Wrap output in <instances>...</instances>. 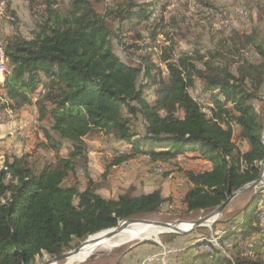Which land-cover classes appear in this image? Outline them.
Here are the masks:
<instances>
[{
    "label": "trees",
    "instance_id": "16d2710c",
    "mask_svg": "<svg viewBox=\"0 0 264 264\" xmlns=\"http://www.w3.org/2000/svg\"><path fill=\"white\" fill-rule=\"evenodd\" d=\"M45 1V15L30 36L15 32L5 38L11 72L0 87L7 107L34 104L39 119L49 120L41 127L42 144L53 156L43 158L41 167L28 153L12 155L0 166V264H33L44 252L58 256L75 240L160 211L167 201L161 189L117 198L95 191L86 137L96 132L128 145L116 153V163L137 155L209 160L210 168L184 170L193 184L184 197L189 212L212 209L258 178L264 158V115L255 104L264 85L261 44L256 47L261 61L234 60L228 49H181L185 39L174 18L164 25L161 5L150 21L156 3L103 0L100 11L91 0H69L65 8ZM144 26L146 36L140 34ZM131 31L151 40L164 35L160 64L143 55L136 63L125 61L115 52L114 37ZM138 120L143 135L135 130ZM235 128L248 141V151L238 147ZM79 165L88 180L83 190L65 184ZM233 216L220 248L201 239L179 264H264V193L258 190ZM205 245L211 251L201 248Z\"/></svg>",
    "mask_w": 264,
    "mask_h": 264
},
{
    "label": "rangeland",
    "instance_id": "374dc122",
    "mask_svg": "<svg viewBox=\"0 0 264 264\" xmlns=\"http://www.w3.org/2000/svg\"><path fill=\"white\" fill-rule=\"evenodd\" d=\"M56 1L61 8H65L69 3V0ZM108 1L116 3L123 0ZM137 1L161 5V19H163L164 25L172 23V18H174L173 23H176L172 24L179 27V33L181 32L179 37L181 36L185 39L179 43L181 49L197 47L204 52L210 50L225 51L228 49L234 53V58L232 57L234 60L244 58L252 62L261 61V56L258 54L256 47L258 44L264 47V0H207L213 3L212 7L200 6L199 0ZM2 2L0 32L4 41L7 35L6 26H4L5 22L13 24L15 30L20 34L30 36L31 31L36 27L37 23L42 21L45 15V0H2ZM91 2L95 4L98 10H103V0H91ZM159 13L160 9L154 20ZM180 18L184 20L181 21ZM14 20L16 21L13 22ZM154 20L150 19L151 22ZM111 26L115 27V24L112 23ZM141 29L142 31H140ZM140 30L138 31L143 36H146L149 31L145 26L140 27ZM12 31L14 30L12 29ZM12 31L8 33H12ZM135 44L148 45V48L139 51L134 46ZM164 45L167 44L162 33L155 40H151L148 37H144V39L138 38L131 31L122 36L114 37L113 40L115 52L123 60L134 63L137 62L139 55H143L151 57L160 64L161 49ZM235 69L236 64L233 66L234 71ZM197 85L199 87L200 83L197 82ZM260 95L262 98L256 100L255 104L260 113L264 115V85ZM147 96L151 99L153 97L152 92L147 94ZM7 104V99L0 92V137H2L0 140L10 137L7 128H3L10 120L4 109L11 110L13 114L14 109L7 107ZM23 107L28 113L32 112V105H24ZM15 120L17 121V127L12 129V131L18 134L17 140L24 141L23 152L27 149L25 153L31 154L33 161L37 159L35 162L41 167L43 164L42 159L45 157L47 159L51 158L53 155L45 146L43 147L44 135L40 136L38 134L41 129L38 128L36 119L34 118L29 122L28 126H26V121H23L24 117L16 116ZM19 122H22V124ZM135 128L140 135L145 133V126L141 120L135 121ZM26 131L29 135L25 134ZM235 133L234 139L238 147L242 151H248L250 149L248 141L239 138L236 128ZM87 140L90 149L89 173L94 181L95 191L101 196L117 198L122 193L135 196L150 192L157 185L160 189L166 191L167 201L162 205L160 211L136 216L145 220L133 219V224L128 227L141 229L163 227L139 223L155 220L188 226V221L202 217L210 211V209H207L189 212L184 203L185 194L190 187L184 170L209 168L211 167L209 160L193 158V156L189 155H181L174 159L154 160L149 155H137L126 162L116 163V153L121 146L112 135H106L105 133L101 135L96 132L89 135ZM4 161L5 157H0V166H3ZM74 183L79 185L81 190L85 189L88 184L81 165L78 166L77 174L71 175L65 181L66 185ZM263 188L264 186H257L253 190L237 195L212 226L197 227L187 234L162 232L156 236L129 239L130 241L120 242L110 251H99L85 260L82 257L76 264H177L184 257V254L194 250V248L190 249V247H195L194 245H197L201 239L210 238L211 243L218 245L222 233L229 229V222L234 218L233 215L242 210L250 198ZM121 232H125V230L122 229ZM116 236L114 238H117ZM229 243L230 241L225 242L226 247L231 246V244L228 245ZM80 244V241L75 240L69 250L75 249ZM217 247L220 248V244ZM201 248L211 251L208 245ZM51 257L53 256L44 252L36 257L33 264H41L48 261ZM149 257H155V260L149 263ZM63 262H58L57 264H63Z\"/></svg>",
    "mask_w": 264,
    "mask_h": 264
},
{
    "label": "bare ground",
    "instance_id": "6f19581e",
    "mask_svg": "<svg viewBox=\"0 0 264 264\" xmlns=\"http://www.w3.org/2000/svg\"><path fill=\"white\" fill-rule=\"evenodd\" d=\"M160 9V6L158 5L155 9L154 12L151 16V20H154L155 16L158 14ZM13 16V15H12ZM5 42L4 38L0 32V58H1V47L4 48ZM4 71V72H3ZM11 69L9 68L6 57H5V50H4V63H3V70H0V81H4V74L6 76L7 73H10ZM259 192L264 193V188L259 190ZM138 223V222H136ZM139 223H148L153 226H163L159 228H135V227H128L131 224H133V221H124L120 225L118 229L113 230L114 233H116V237H106L103 234H98L94 236L95 238H92V240L84 244L83 247L77 252L71 255L69 258L64 260L63 264H76V262L83 257V259H87L89 256L99 252V251H110L112 250L115 246H117L120 242L126 241L129 239H137V238H145L147 236H152V235H158L159 231H162L163 229H188V226H182L181 224L177 223H171V222H163V221H145V222H139ZM124 229L125 232H121V230ZM133 231V232H132ZM130 234H127V233ZM227 244V243H226ZM58 262H52L49 264H57Z\"/></svg>",
    "mask_w": 264,
    "mask_h": 264
},
{
    "label": "water",
    "instance_id": "95a60500",
    "mask_svg": "<svg viewBox=\"0 0 264 264\" xmlns=\"http://www.w3.org/2000/svg\"><path fill=\"white\" fill-rule=\"evenodd\" d=\"M262 142L264 143V132H263V138H262ZM264 179V158L262 159V161L260 162V173L257 179H255L254 181L250 182L249 184L241 187L240 189H238L237 191H235L234 193H232L224 202H222L220 205L210 209V211L202 216L199 217L197 219L188 221V225L189 228L188 229H183V228H179V229H163L162 231H159L158 235L162 232H169V233H182V234H187L192 232L194 229H196L197 227H201V226H212L218 219L219 216H221L224 212V210L226 209V207L229 205V203L239 194L248 192L250 190H253L254 188H256L261 182H263ZM133 219H140V220H145V219H141L138 217H131L125 220H133ZM123 220V221H125ZM121 221L118 226L110 228V229H106V230H102L94 235L89 236L86 240H84L83 242H81V244L76 247L75 249L63 252L62 254L58 255V256H53L50 259H48V261L43 262L41 264H49L52 262H63L64 260H66L67 258H69L71 255H73L74 253H77L84 244L89 243L92 238H95L94 236L98 235V234H103L106 237H114L116 236V233H114L113 230L118 229L120 227V225L122 224ZM132 240V239H131ZM130 241V240H128Z\"/></svg>",
    "mask_w": 264,
    "mask_h": 264
},
{
    "label": "crops",
    "instance_id": "0c3cea01",
    "mask_svg": "<svg viewBox=\"0 0 264 264\" xmlns=\"http://www.w3.org/2000/svg\"><path fill=\"white\" fill-rule=\"evenodd\" d=\"M5 23H4V26H6V31H7L6 37L8 35H12L13 33L17 32V30H15V27L13 26V24H11L10 22H5ZM12 29L14 31H12ZM10 31H12V33H8ZM0 92L3 93V97L6 96L4 89H2L1 87H0ZM4 112L6 114H8L7 116L10 118V120L7 122L6 125H4L3 128H7V131H9L10 137H8L7 139L0 140V153H1L0 157L1 158L5 157V160H6V157L8 158V157H11L12 155L21 156V155L25 154V152H27V149L24 150V152H23V147H24L23 142L24 141L17 140L18 134L15 133L14 131H12V129H16V127H17V121L15 120L16 116L17 117L18 116L24 117L23 121H26V123H27L26 126H28L29 122H31L35 118L36 119V123L38 125V128H40V129H41L42 126L48 127L49 120L41 121L39 119V113H38L37 107L34 104H32V112H30V113H28L27 110H25L24 107L15 109L14 110V114L12 113L11 110L8 111L7 108L4 109ZM19 123L22 124V122H19ZM98 133H100L101 135L104 134V132H98ZM25 134H28V132L26 131ZM33 134H35V133H33ZM38 134L40 136L43 135L42 129L39 130ZM87 137H86V141L88 142ZM0 138H2V137H0ZM43 140H45V138ZM120 146H121V148H120L121 151L129 148V147H126V146H128L127 144L120 143ZM211 165H212V163H211ZM189 186L190 187L193 186V184L190 181H189ZM156 189H160V187L157 185L150 192H152V191H154ZM161 190L163 192V195L166 197L167 196L166 191L163 190V189H161ZM146 193H149V192H146ZM137 195H140V194H137ZM179 263H180V261H178L177 264H179Z\"/></svg>",
    "mask_w": 264,
    "mask_h": 264
},
{
    "label": "built area",
    "instance_id": "2783aa9c",
    "mask_svg": "<svg viewBox=\"0 0 264 264\" xmlns=\"http://www.w3.org/2000/svg\"><path fill=\"white\" fill-rule=\"evenodd\" d=\"M2 4H3V2H2V0H0V12H1ZM0 29H1V25H0ZM3 63H4V48L1 47L0 70H3ZM3 80H6L5 74H4V79ZM258 186H264V181L261 182ZM230 244H231V242L228 245H230ZM218 245H219V243H218ZM218 245H216V246H218ZM153 260H155V257H149L148 258V262L149 263H152Z\"/></svg>",
    "mask_w": 264,
    "mask_h": 264
}]
</instances>
